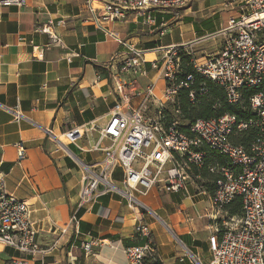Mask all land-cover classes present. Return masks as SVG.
Returning a JSON list of instances; mask_svg holds the SVG:
<instances>
[{"label":"crops","instance_id":"obj_1","mask_svg":"<svg viewBox=\"0 0 264 264\" xmlns=\"http://www.w3.org/2000/svg\"><path fill=\"white\" fill-rule=\"evenodd\" d=\"M95 5L100 6V1ZM155 17L154 23H148L130 11L124 20L110 24L123 40L146 50L147 73L136 75L120 72L118 62H109L115 52L122 56L124 47L92 24L86 0L0 4V176L5 177L8 192L28 203L39 244L48 247L58 241L56 249L31 264H127L125 248L146 242L135 233L141 217L153 230L162 264L211 263L210 237L220 235L222 210L214 205L213 193L197 181L201 176L189 183L188 192L159 186L145 194L136 191L140 203L133 205L112 192L78 204L80 160L94 163L105 154L92 150L99 138L92 125L105 126L121 96L138 107L142 97L137 93L150 84L161 95L165 82L153 67L162 56L159 48L187 44L196 54L192 47L209 33L202 23L208 21L217 30L224 26L213 5L160 9ZM51 22L59 42L41 30ZM206 54L201 51L197 60ZM147 110L155 112L156 105L149 102ZM76 127L85 132L77 142L59 139ZM106 141L103 147L110 146ZM19 143L26 153L22 161ZM114 180L121 185L120 168ZM75 214L78 223L71 222ZM91 239L104 243L86 254L81 244ZM20 256L0 243V264Z\"/></svg>","mask_w":264,"mask_h":264},{"label":"built area","instance_id":"obj_2","mask_svg":"<svg viewBox=\"0 0 264 264\" xmlns=\"http://www.w3.org/2000/svg\"><path fill=\"white\" fill-rule=\"evenodd\" d=\"M95 1L86 0L90 21L124 47L123 55L115 52L109 62H118L120 72L146 75V50L123 40L110 24L124 20L130 11L154 23L155 13L160 9H180L193 0H98L100 6H96ZM0 4L22 6L26 0H0ZM225 6L231 13L226 26L220 30L224 41L217 52L206 54L198 61L187 44L159 48L162 56L153 62V67L165 82L161 95H156L155 84H150L144 92L137 93L142 97L138 107L130 104L128 96H121L111 109L106 125H92L99 133L92 150H102L105 154L94 163L80 160L83 178L78 204L94 202L112 192L133 205L140 203L136 191L145 194L154 186L188 192L189 183L201 176L195 175V170L202 169L210 150H215L225 155L227 161L216 160L218 162L208 165L209 172L216 177L213 203L218 210H225L240 196L243 214L237 219L229 217V221L223 222L226 229L222 234L210 237L213 256L210 264H264V0H232ZM41 30L48 33L53 42L60 41L53 22ZM186 57L196 74L223 87L232 105L241 102L245 88H256L250 98L255 117L243 120L226 113L197 119L184 129L183 113L176 108V116L168 119L164 111L183 87L189 89L193 102L197 99L194 75L180 77ZM207 90L204 84L198 89L201 94ZM149 102L156 105L153 113L147 110ZM250 126L256 128L257 133L248 149L232 141L235 134ZM84 134V130L76 127L66 131L64 136L68 142L75 143ZM104 140H109L110 146L103 147ZM18 147V158L22 161L26 158L25 148L20 143ZM117 168L122 171L121 185L114 180ZM71 222H79L76 214ZM135 233L145 237L146 242L125 248L127 264H150L158 259L153 230L144 218H139ZM0 243L22 254L3 264H31L34 258L53 251L58 245V241L48 247L39 244L28 203L8 192L4 176H0ZM103 243V240L91 239L83 242L81 248L90 254L95 246Z\"/></svg>","mask_w":264,"mask_h":264},{"label":"trees","instance_id":"obj_3","mask_svg":"<svg viewBox=\"0 0 264 264\" xmlns=\"http://www.w3.org/2000/svg\"><path fill=\"white\" fill-rule=\"evenodd\" d=\"M202 23V22H201ZM209 32H216V26L210 24L208 21L202 23ZM198 22H196L197 27ZM220 29V28H219ZM189 57L184 59V72L181 74V79L185 78L189 74H193L195 77L194 88L197 89V99L193 102L189 96V89L183 87L174 102L168 105L165 114L168 119H172L176 116L175 109H180L183 113L182 120L184 126L182 128H188L191 123L197 119L203 118L208 119L215 116L224 115L226 113L235 114L243 120H249L255 117V113L251 110L250 98L257 91L256 88H245L242 94V100L237 105H232L226 98L223 87L210 79H207L201 75L196 74L193 68L188 65ZM201 84H204L208 89L206 93L201 94L198 91ZM256 128L249 127L235 134L232 137V141L236 144H241L247 149L250 147L256 137ZM210 157L207 159L205 167L200 170H195V175H201V179L198 180L200 185L210 193L214 192L216 177L209 172L208 165L215 160L220 158L224 160L216 151L209 152ZM214 158V159H213ZM229 217H241L243 214V200L240 196H237L229 205L225 207ZM150 264H162L159 259L152 260Z\"/></svg>","mask_w":264,"mask_h":264},{"label":"rangeland","instance_id":"obj_4","mask_svg":"<svg viewBox=\"0 0 264 264\" xmlns=\"http://www.w3.org/2000/svg\"><path fill=\"white\" fill-rule=\"evenodd\" d=\"M232 0H193L188 6L186 7H193V9H196L199 7L200 4H203L205 6L207 5H213L216 7V10L218 12H220V16H221V21L223 22L224 26H226L227 24V19H228V15L229 12L231 13L230 8H227L225 6L226 2H229ZM223 8L225 10H223ZM229 9V10H228ZM229 11V12H228ZM222 27V28H223ZM222 28H220L219 30H217L216 32H209L208 34H206L201 40H199V42L194 45L192 48L193 50L196 52L195 56H199L201 51H206L208 54L211 53H215L217 52L221 46L223 45V41H224V36L222 34V32L220 31ZM205 58V57H204ZM184 122V121H183ZM59 139L62 142H68V140L65 138V136H60ZM106 143H110V141H106ZM210 151H215V150H210ZM217 153L220 154L221 157L224 158V160H220V158H218V161L220 162H226L227 161V157L223 154H221L220 152L216 151ZM210 157V155L208 154L206 159H208ZM214 159V158H213ZM207 161V160H206ZM216 160L212 161V163L214 162H218ZM80 166L82 167L83 170V164L81 163V161L79 162ZM200 180V179H199ZM198 181V180H197ZM194 182V180H193ZM118 183V182H117ZM197 183L195 182V185ZM198 185V184H197ZM224 210V209H223ZM223 210L221 211V213L218 215V220H220L219 222V228L221 229V231H224L226 229L225 225H223L224 221H229V214L223 212ZM208 218V217H207ZM237 219V217H236ZM220 231V235L222 234V232Z\"/></svg>","mask_w":264,"mask_h":264}]
</instances>
